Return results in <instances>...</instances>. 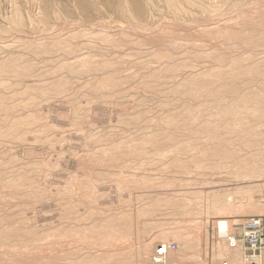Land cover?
I'll return each instance as SVG.
<instances>
[{
	"label": "rangeland",
	"instance_id": "rangeland-1",
	"mask_svg": "<svg viewBox=\"0 0 264 264\" xmlns=\"http://www.w3.org/2000/svg\"><path fill=\"white\" fill-rule=\"evenodd\" d=\"M8 1L9 0H0V20L2 19L0 21V32L2 31V33L0 34L3 35V37L2 35H0V62L8 58V56L10 57L11 54V56L20 54L18 56L25 55L26 58L29 57L28 60H31L35 68H33L34 70L32 69L31 74L25 76V78L18 77L16 76L17 74L13 73L7 74L6 76L4 75V77L0 78H5L4 80L9 82V84L5 86V88H2L0 86V97L2 98L1 95H7L8 97L10 96L9 98L7 96L5 98L3 97V99L9 100H6V107L3 106V109L2 107H0V128H3V130L8 129L7 127L13 123L16 117L25 118L27 116H35L37 114V120L40 121L37 122L38 125L37 123L33 125L34 127L32 126L30 128L28 126L29 128H25L26 130L21 129L25 131H21L22 133L20 132V136L21 134L22 136H18L19 139H17V137H13L14 139L11 137L9 138L11 140H9L8 137L0 136V161L3 162L2 164H0V172L2 174L0 179H2L3 182L8 179L14 180L15 178L26 179V176H29L27 177V180L30 179L29 182L27 181L26 183H23L19 186H8L6 184L0 183V222H8L9 225H11L16 230L19 228H22L24 230H33L35 232L36 238L31 242H24L20 244H3L2 242H0V264H76L75 260H77V258H83L87 255H92L96 258L104 255H115L113 262L115 264H170L171 262H173L172 264H178L180 263V261L178 259L177 261L175 260L177 256H179L180 258L182 257L181 260H184L187 257L186 262H188L186 264H190L191 261L194 262L195 260L196 261L193 264H220L223 260H229L227 257H222V259H217V257H215L217 244L221 243L223 240H225V238L232 234H235L239 237L243 231V228H241V226H243V224H245L248 219L253 217H262L264 219V184H262L264 183V124L257 125L259 127L255 129V133L257 132L258 134L257 144H254V148L252 146H250L251 148L249 147V150L253 149V151H259V153L254 155L252 159L262 164V170L254 175V177L252 175L250 179L254 180L257 178L261 187L251 186L252 184L249 185L250 183L243 184V182H241L243 181L242 178L240 179L241 181L238 180V178H240L239 174L241 173L236 174V167L232 165V158V160L226 159L224 161L223 159H221L223 162L218 159H212L211 162L209 161L210 163L215 161L220 162L219 164H214L216 165L214 166V169L208 167V165L210 164H207L208 160H205L204 158L207 154L211 153L210 151L215 149L214 147L217 145L214 146V144L220 143V145H223V143L222 141L218 142V140L209 141V138H207V135L204 132L198 133L195 130V132L192 131V135H190V133H186V131H184L185 129H174V132L181 135V137L184 139V143L189 142L192 145L195 143L193 146H191L192 151L190 150L191 152L189 151L190 153L188 155V152L183 153L182 155L180 154L182 159L181 163H179L180 161H174L175 163L178 162L176 164L173 162V160H175L174 156L176 155L173 153L176 152L174 151L175 147L172 146V144H165L166 146H161L162 149L160 147V151H155L154 146L150 144L151 148L149 147V150L147 149L146 155L142 154L141 156H136V158L138 157L136 159L135 157L131 158L130 156L122 153V156L119 154V157H121L120 159L118 158V160L114 162L111 160L105 161L108 162L107 164H104L105 162L102 164V161L97 159V156L95 155L103 154V150L105 151L104 154L108 152L110 153L109 149L112 150V148L110 147H113L111 145L113 144L115 146L125 138L128 139V141H131L136 138L139 139L140 136L142 137L144 134H157L160 138L166 136L169 133L170 128H168L167 125V128H165V125H162L163 119L166 117V115L167 117H170L173 112L179 113L183 106H185L186 103H189V101L191 100L185 94L181 93V95H183L181 96L180 93L176 92L178 87H180L182 84H184V82L186 83L190 79L188 73H190L191 75L192 72L194 74L205 69H208V71H216L217 67L218 69L221 68V70H227V72H229V70L232 68V61L236 60L235 58L238 57L244 59L245 65H247L246 63H248V65H251L253 63L256 65L263 63L261 65H264V46L253 47L246 44L245 46L244 43H237L236 41H234L233 43V40H227V38L221 39V37H214L215 35H217L215 33H219L220 35L223 34L222 32H225L227 30L247 32L250 30V28H248L244 24V22H247L249 20L257 21L258 19V21L260 23L263 22V24L261 25L257 21V30L255 29V33L263 34L264 0H222L223 3L221 0H211V4L215 6L222 3V7L224 8V10L220 13L221 15L217 14L215 16H211L209 12L206 13L197 7L191 6L192 8L189 7L190 12L178 18L173 17V15L167 10L164 0H151V2L153 1L155 9L153 7L152 9L147 7L146 9V6L148 4H146L145 2H147V0H137L141 5H143V7H145L146 10V15L143 16V20L141 19L142 21L140 22L137 20L128 19L126 17L124 18L120 14V12L118 11V7L120 4L119 0H86L85 5L81 3L82 0H54L56 2V5L52 0H37L39 3H37L36 0H29V2L28 0H24L26 3H21V1L23 0H19V4L22 5L23 3H25V5L31 3L30 6L29 4L27 5L28 7L23 5L24 10L25 12L29 10L28 12H26V14L34 13L35 16L33 14L31 16L36 18H39L37 16L41 12L43 13L40 14L41 16H43L46 12H52L53 9H51L52 7L49 6L50 3L52 4V2L54 4L52 6H54L55 8H59V10L57 9V11L60 12V9L62 10V16L58 18L54 16L56 19L53 17V15H49L54 19H51V22L49 21V23L47 24L48 26L45 25L46 23H37L38 26L35 27L34 25V28H32L33 26H27L24 28V30L22 29V31H17L9 23V17H11L13 13H11V11H13L11 6L14 7L15 5L12 4H15V2L11 0V2ZM19 1L17 0L16 2ZM32 4H34V6ZM42 4H44V8H42ZM46 5H48L51 10L49 9L48 11ZM39 7H41V10ZM30 10L32 13L30 12ZM244 17L247 20L243 19ZM212 30L215 32V35H212L213 37L211 35H208L206 32ZM110 39L112 41H110ZM32 42L38 44L42 43L44 45L57 42L59 46L61 45V47L57 48L58 50L54 49L50 52L48 51L43 53H36L35 55V53H31L29 50V46ZM71 46L73 47V49ZM216 55H218V59L221 57L222 60H218L216 58ZM82 57L89 58L96 64H100L102 60L108 62L109 67L111 66L110 69L108 68L109 73L111 74L115 73L119 76L124 74L125 76H127V74L129 73L131 76L128 75V78L126 77L128 82L125 79L126 83L123 82L120 87H116L117 89L113 88V90L111 89L112 91L105 90L104 93H100L98 91L95 92V88H93L92 86L95 87L94 84L96 77L99 78L100 75H104V73L107 74L106 72L108 71L98 70L96 71L97 73L91 71V74L89 72H82L81 74L79 72V74H77V72L62 69L61 67L66 61V63H68V61L73 62L76 59ZM94 59H96L97 61L95 60V62ZM186 63L188 64V66ZM179 65L184 69L182 70V67H180ZM177 66H179L178 68L180 69H177ZM160 68L162 70V73L164 72V78L162 77L163 82L161 81V79L159 80V84L157 83L158 80H154L155 78L153 76V73L160 71ZM174 69H176L177 71L175 72ZM167 71L168 73L165 77V72ZM171 71H173L174 73ZM260 75L264 76V71L258 73V77H256V79L259 80L255 79L252 87L254 88V90L257 88L256 90L258 91V93L262 94L264 90L261 83L263 81L261 80ZM65 76L69 79V82L72 80V82L68 83L69 85L66 86V88L68 89L65 88L62 91H59L60 93H57V95L56 93H54L55 95H43L42 97L40 96V99L37 97V100L39 99L38 102L36 99L33 100L34 102H36L35 104L30 100L25 101L29 99L28 97L33 96V94H30L27 97H22V94L21 96L19 94L23 93L22 90L27 89L29 86H31V84L37 88H42L44 86H48L51 81H58L62 79V77L66 78ZM150 78H152V81L155 82V88L151 87L147 89V87L145 86V82L149 81ZM225 78H228L226 79L227 82L230 81L229 75L225 76ZM80 80L81 82H79ZM17 92L18 94H16ZM31 92L34 93L33 91ZM10 98L13 99L11 100ZM21 100H24L25 103L31 102V104L28 103L27 107L25 103H21ZM9 104L15 108L13 110L9 109V112L11 114L7 112V107H10ZM23 104L26 105L24 108L22 107L24 106ZM197 104H199V102L196 103V107ZM20 105H22V109L21 107L19 108ZM4 109H6L7 111ZM15 110H17V112ZM2 111H4V114ZM134 111L135 113H133ZM137 118L140 119L137 120ZM124 120H127L128 122H126L125 125H123L125 123ZM130 120L135 122H132ZM131 124L134 125L132 126ZM44 125H46V127ZM43 126L46 131L42 129ZM188 126H193V124L189 123ZM39 130L41 131L39 134L40 137L37 135L39 133ZM42 131L44 134L42 133ZM171 132L172 131H170V133ZM23 133L25 134V136L23 135ZM135 133L137 134V137H135ZM221 134H224V136L226 137H231L230 135L235 136V134L231 132L223 133L221 131ZM87 135L89 138L87 137ZM35 136L37 137V139ZM110 136L111 138H109ZM190 136L193 137H191L190 139ZM92 137H95V139H93ZM53 139L55 140L53 141ZM57 139L60 141H58ZM126 139L124 141H127ZM211 142L215 143L212 144ZM148 145L149 144H147L146 147H148ZM205 146L207 147V149ZM107 147H109V149ZM193 147L195 148V150ZM234 147L241 148L242 153L245 154L248 151L247 147H242L241 142L240 144L234 145ZM98 151H100L101 153ZM168 151L170 152L168 153ZM193 151L196 152L194 155H196L197 158H194V155H192ZM197 151L199 153L204 152V154L207 152L208 153L205 155L201 154L200 156V154L197 155ZM163 153H166L168 155ZM183 155L184 157H182ZM124 156L127 157L125 158ZM170 156L173 158L170 159ZM191 158H194L192 160L199 159L201 163L206 162L207 165L205 163L200 165L199 162L198 166L197 163L194 164V161H192ZM97 160H99V163L97 162ZM183 160L189 162L190 165L187 164L189 167L185 164L188 162H184ZM182 161L184 163H182ZM225 161L228 162L226 163ZM172 162L174 164H172ZM224 163L229 165L224 167L223 165H226ZM177 164H180V166ZM191 164H194L195 166H192ZM183 165H186L185 167H188V169L184 168ZM204 165L207 166L209 171L205 169L206 166ZM99 166H101V168ZM176 166H178L180 169L178 167L176 168ZM202 166L204 167V171ZM219 166H223L224 168H219ZM201 167L202 169L200 170ZM167 168H169V171L167 170ZM190 168L192 169L190 170ZM218 169H222V171H219ZM212 171L214 173H212ZM181 173L184 174L179 175ZM22 175L26 176L22 177ZM166 176L169 177L167 178ZM203 176L206 178H204ZM236 176L238 178H236ZM207 177L210 179L214 178L219 180L217 184L222 185L221 188H231V191H235L234 197L231 198L232 207L228 206L231 204H228V207L226 205L217 208L213 207V205L211 204L212 201L210 199V196L207 193V190L209 189V184L205 182V180H209ZM129 178L131 180H129ZM142 178H144V180ZM132 179L136 182H133ZM163 180L167 184L164 183ZM220 181L221 183H219ZM141 182H143V184ZM234 182L235 184L233 185L232 183ZM174 183H176V185ZM154 184L157 186H155ZM147 186L150 188H148ZM167 186H173L172 189L174 191L171 189V187H169L168 189ZM187 186L191 187L187 188ZM204 186H206V188ZM233 186L235 188H233ZM145 187L148 189H146ZM174 187H177V192L175 191ZM203 187L205 189H203ZM161 191L162 194L164 193V196L166 195V197L163 198V200H158L161 201L160 205L155 204V202L157 201L156 198L158 197V194H161L159 193ZM138 193L142 196H140ZM172 193H174L175 195ZM176 193L179 196L176 195ZM162 194L160 195V198L163 197ZM170 196L171 199L169 198ZM179 197L180 200L182 198V202L178 200ZM185 198L188 199V201H184ZM165 199H169L171 203L168 200L165 201ZM174 199L175 201L177 200V203L175 202L176 204L171 201ZM153 201L155 202L153 203ZM162 201L166 203H163ZM152 203L153 207L157 205L156 208L151 207ZM162 203L165 205V207L169 204L170 208H165L164 205L161 206ZM181 203L189 204L188 207L191 205V208L189 207L190 209L187 207V205H185V207L188 209V212L187 210H185L186 208L183 206L184 204L181 205ZM172 204L175 205L171 206ZM147 205H150V207L148 206V208ZM256 206L258 207V209H256ZM158 207L160 208L158 209ZM173 208H175L176 210L179 208L178 211H181L185 208V211H183L188 213L189 215H187L186 213V215H183L184 213H180L181 215L172 214L175 210ZM148 209L152 210L149 211ZM142 210L143 212H141ZM145 210L148 212L145 213ZM130 213L132 214L133 219L128 218L131 217ZM190 213L192 214L190 215ZM113 214L115 216L122 215L121 221H125L121 223L123 226H126V224H128V227L130 225V227H133L139 223V226L137 225L138 228L135 227V229L132 228V230H130L131 228L129 227L130 234L137 231L133 237L129 233H124L123 235L121 234L122 232H120L119 234H117L119 231L117 233L111 231L113 232L112 234H110V231H105V233L103 232L104 234L100 236L101 233L98 232V222L100 223L102 222V220L105 221L107 218L114 216ZM161 215H163L162 218ZM184 216L185 220L183 219ZM154 217H157L159 219H155ZM169 218L171 219L169 220ZM130 219L133 220L135 224ZM235 219H238L240 221L238 227L237 225L236 227L235 225H232L233 220ZM136 220L138 222H136ZM149 220L152 222L151 224L157 223V225H153L154 227L152 225L148 226V223L150 222ZM161 222H163L164 224H162ZM94 223L96 230L92 229L94 227ZM158 223L160 224L159 227H157L159 225ZM151 226L153 228H151ZM164 226H166L167 229L173 228V230L177 226L178 230L183 234V236L175 238L172 234L168 236H165V234L163 235L162 230L166 229L163 228ZM88 227L90 228L89 230ZM70 228H73L74 230H71ZM75 228L78 230H76ZM80 228H83L84 230H81ZM79 230H81V232H79ZM92 230H94V232ZM95 231L96 233L98 232V234H96ZM138 233H141V235H139ZM160 233L162 234V236ZM142 235L143 237H140ZM157 239L159 240V242ZM162 240L164 242H162ZM185 240L192 244L190 245L191 248L190 246H187L185 244ZM175 242H178L176 244V249L168 250L164 253H159L157 251L158 246L164 244H175ZM181 244L187 246V249L184 250L185 248H183V245L181 246ZM145 245L149 246L150 248H155V254L149 257L147 260H144V263L142 261L137 262L138 249L141 246ZM188 247L191 250H188ZM189 251L191 252L189 253ZM187 253H189L190 255ZM162 255H165L166 257ZM188 255L190 256L189 258ZM161 256L164 259L161 260L160 263L157 261V258ZM146 261H148V263Z\"/></svg>",
	"mask_w": 264,
	"mask_h": 264
},
{
	"label": "bare ground",
	"instance_id": "bare-ground-1",
	"mask_svg": "<svg viewBox=\"0 0 264 264\" xmlns=\"http://www.w3.org/2000/svg\"><path fill=\"white\" fill-rule=\"evenodd\" d=\"M11 1H14L15 2V4H12V5H15L14 7L13 6H11V8H12V10L13 11H11V13H12V15H11V17H9L10 19H9V23L11 24V26L14 28V29H16L17 31L18 30H20V31H22V29L24 30V28L25 27H27V26H33L32 28H34V25H35V27L36 26H38L37 25V23H41V24H45L46 26H48L47 24L49 23V21L51 20V19H54L55 17H60V16H62V10L60 9V12L59 11H57V9L59 10V8L57 7V8H55L54 6H52V5H54L53 4V2H52V4L50 3V7H52L51 9H53V11L51 12H49V13H47L46 12V10H45V12L46 13H44V15L43 16H41L40 14L42 13L41 11V13H39V15L37 16V17H39V18H36V17H33V16H31L32 14L34 15V13H32L31 12V10H30V12L32 13V14H26V12H28V11H26L25 12V10H24V6L23 5H25V1L23 0V1H21V3L22 2H25V3H23V5L22 4H19L20 3V1L19 2H16L17 0H11ZM10 0L8 1V2H11ZM27 1V0H26ZM34 1V0H33ZM37 1V0H36ZM41 1V0H40ZM45 1V0H44ZM52 1H54V0H52ZM120 1V4H119V7H118V11L120 12V14L125 18H128V19H132V20H137V21H142L143 20V16L144 15H146L145 14V12H146V10H145V7H143V5H141L137 0H119ZM145 1V0H144ZM143 1V2H144ZM165 1V5H166V7H167V10L173 15V17H175V18H178V17H182L184 14H187L188 12H190V10H189V7L190 8H192L191 6H194V7H197V8H199L200 10H203L204 12H206V13H210V15L212 16V15H219L223 10H224V8L222 7V3H223V1H222V3L221 4H219V5H212L211 3V0H164ZM217 1V0H216ZM28 2H29V0H28ZM55 2V1H54ZM85 2H86V0H82V4H84L85 5ZM213 2H215V1H213ZM7 3V2H6ZM34 3V2H33ZM37 3H39L38 1H37ZM41 3V2H40ZM45 3H47V2H45ZM48 3V4H49ZM146 4H148L147 6H146V9H147V7L148 8H151L152 9V7L154 8V4H153V1L151 2V0H147V2H145ZM235 3V2H234ZM237 3V2H236ZM29 4V6H30V4L31 3H28ZM27 4V5H28ZM35 4V3H34ZM34 4H32L33 6H34ZM216 4V3H215ZM231 4V3H230ZM9 5V4H8ZM27 5H25V6H27ZM36 5V4H35ZM39 5V4H38ZM37 5V6H38ZM44 4H42V6H43ZM55 5H56V2H55ZM145 5V4H144ZM237 5V4H236ZM33 6H31V7H33ZM48 5H46V8L48 9V11H49V6L47 7ZM163 6V5H162ZM28 7V6H27ZM54 7V8H53ZM40 8V10H41V7H39ZM42 8H44V6L42 7ZM158 8V7H157ZM197 8H195V9H197ZM226 8V7H225ZM247 8V7H246ZM251 8V7H250ZM50 9V10H51ZM155 9V8H154ZM153 9V10H154ZM165 10V9H164ZM189 10V11H188ZM237 10V9H236ZM234 12V11H233ZM64 13V12H63ZM150 13V12H149ZM165 13V12H164ZM7 14V13H6ZM43 14V13H42ZM250 14V13H249ZM26 15H28V16H26ZM52 16L53 15V17L54 18H52V17H50V16ZM152 15V14H151ZM221 15V14H220ZM226 15V14H225ZM231 15V14H230ZM35 16V15H34ZM228 16V15H227ZM247 16H249V15H247ZM251 16V15H250ZM7 17V18H8ZM153 17V16H152ZM252 17V16H251ZM250 18V17H249ZM249 18H248V20H249ZM253 18V17H252ZM56 19V18H55ZM142 19V20H141ZM243 19H246L245 17L243 18ZM254 19V18H253ZM2 20V19H1ZM0 20V21H1ZM61 20V19H60ZM132 20H130V21H132ZM157 20H158V18H157ZM163 20V19H162ZM214 20V19H213ZM223 20V19H222ZM247 20V19H246ZM256 20V19H255ZM259 20V19H258ZM257 20V21H258ZM4 21V20H3ZM240 21V20H239ZM257 21H247V22H244V24L248 27V28H250V30L249 31H247V32H245L244 30V32H241V31H231V30H227V31H225V32H222L223 34H220L219 35V33H215L213 30L212 31H206L207 32V34L208 35H215V34H217V35H215L214 37H221V39L222 38H227V40H233L232 42L234 43V41H236L237 43H244V45L246 44V45H248V46H255V47H259V46H264V32H263V34L261 33V34H256L255 33V29H256V26H257ZM261 21H263V20H261ZM51 22V21H50ZM55 22V21H54ZM161 22V21H160ZM169 22V21H168ZM171 22V21H170ZM259 22V21H258ZM163 23V22H162ZM260 23V22H259ZM261 25L263 24V22H261L260 23ZM45 25H44V27H45ZM51 25V24H50ZM59 25V24H58ZM140 25H142V24H140ZM236 25V24H235ZM238 25V24H237ZM242 25V24H241ZM160 26V25H159ZM258 26H259V24H258ZM8 27V26H7ZM212 27V26H211ZM236 27V26H235ZM4 28V27H3ZM28 28H30V27H28ZM32 28H30V29H32ZM146 28H147V26H146ZM5 29V28H4ZM13 29V30H14ZM27 29V28H26ZM50 29V28H49ZM200 29V28H199ZM240 29H242V28H240ZM239 29V30H240ZM259 29V28H258ZM151 30V29H150ZM204 30V29H203ZM209 30V29H208ZM246 30V29H245ZM257 30V29H256ZM8 31H9V28H8ZM26 31V30H25ZM32 31V30H31ZM38 31V30H37ZM51 31V30H50ZM259 31V30H258ZM11 32V31H10ZM30 32V31H29ZM35 32V31H34ZM149 32V31H148ZM209 32V33H208ZM221 32V31H220ZM257 32V31H256ZM0 33H2V31L0 32ZM8 33V32H7ZM46 33H48V32H46ZM62 33V32H61ZM215 33V34H214ZM5 34V33H4ZM18 34V33H17ZM40 34V33H39ZM206 34V33H205ZM0 35H2V34H0ZM26 35V34H25ZM48 36V35H47ZM102 36V35H101ZM139 36V35H138ZM2 37H3V35H2ZM46 37V36H45ZM52 37V36H51ZM58 37V36H57ZM71 37V36H70ZM153 37V36H152ZM213 37V36H212ZM114 38V37H113ZM156 38V37H155ZM160 38V37H159ZM209 38V37H208ZM7 39V38H6ZM44 39V38H43ZM49 39V38H48ZM104 39H107V38H104ZM103 39V40H104ZM21 40V39H20ZM30 40V39H29ZM37 40V39H36ZM116 40V39H115ZM139 40V39H138ZM224 40V39H223ZM60 41V40H59ZM110 41H112L111 39H110ZM161 41V40H160ZM21 42V41H20ZM25 42V41H24ZM45 42V41H44ZM114 42V41H113ZM119 42V41H118ZM163 42V41H162ZM29 43V42H28ZM47 43V42H46ZM45 43V44H46ZM107 43H109V42H107ZM117 43V42H116ZM186 43V42H185ZM11 44V43H10ZM73 44V43H72ZM118 44V43H117ZM187 44H189V43H187ZM193 44V43H192ZM9 45V44H8ZM13 45V44H12ZM156 45H158V44H156ZM245 45V46H246ZM1 46V45H0ZM76 46V45H75ZM96 46V45H95ZM194 46V45H193ZM199 46V45H198ZM235 46V45H234ZM21 47V46H20ZM61 47V45L59 46V44L57 43V42H55V43H51V44H47V45H44V44H42V43H40V44H38V43H35V42H32L31 43V45L29 46V50H30V52L31 53H35V55H36V53H43V52H50L51 50H54V49H57V48H60ZM65 47V46H64ZM72 47V46H71ZM170 47V46H169ZM186 47V46H185ZM188 47V46H187ZM201 47V46H200ZM8 48V47H7ZM23 48H24V46H23ZM26 48H28V47H26ZM69 48V47H68ZM238 48V47H237ZM71 49V48H70ZM72 49H73V47H72ZM146 49V48H145ZM155 49V48H154ZM199 49V48H198ZM202 49V48H201ZM227 49V48H226ZM6 50V49H5ZM58 50V49H57ZM65 50V49H64ZM83 50V49H82ZM107 50V49H106ZM160 50V49H159ZM203 50V49H202ZM228 50V49H227ZM61 51V50H60ZM66 51V50H65ZM69 51V50H68ZM71 51V50H70ZM75 51V50H74ZM186 51V50H185ZM232 51V50H231ZM7 52V51H6ZM24 52V51H23ZM72 52V51H71ZM70 52V53H71ZM101 52V51H100ZM4 53V52H3ZM99 53V52H98ZM146 53V52H145ZM161 53V52H160ZM160 53H159V55H160ZM166 53V52H165ZM191 53V52H190ZM190 53H189V55H190ZM26 54V53H25ZM52 54V53H51ZM57 54H58V52H57ZM63 54V53H62ZM75 54V53H74ZM103 54V53H102ZM205 54V53H204ZM258 54V53H257ZM4 55V54H3ZM12 55V54H11ZM10 55V57L8 56V58H6L5 60H3L2 62H0V78L1 77H4V75L6 76L7 74H10V73H13V74H17L16 76H18V77H24L25 78V76H28V75H30L31 74V71H32V69L33 68H35L34 67V64L31 62V60H28V58H26L25 57V55L22 57V56H18V55H20V54H18V55H16V56H11ZM64 55V54H63ZM76 55V54H75ZM96 55V54H95ZM171 55V54H170ZM173 55V54H172ZM185 55V54H184ZM188 55V54H187ZM202 55V54H201ZM207 55H209V54H207ZM213 55V54H212ZM83 56V55H82ZM90 56V55H89ZM100 56V55H99ZM217 57V59H218V55H216ZM55 57V56H54ZM87 57V56H86ZM97 57V56H96ZM101 57V56H100ZM166 57H167V55H166ZM201 57V56H200ZM61 58V57H60ZM169 58V57H168ZM174 58V57H173ZM211 58V57H210ZM215 58V59H216ZM224 58V57H223ZM245 58V57H244ZM38 59V58H37ZM104 59V58H103ZM125 59V58H124ZM220 60H222L221 59V57L219 58ZM218 59V60H219ZM236 60H231L232 61V68L229 70V72H227V70L226 71H224V70H221V68L220 69H218V67H217V69H216V71L215 70H211V71H208V69L206 70H203V71H199V72H197V73H194L193 74V72H192V74L190 75V73H188L189 74V76H190V79L185 83L183 80V82H184V84H182L180 87H178L177 88V90H176V92H178V93H180V95H181V93L182 94H185L186 96H188V98L189 99H191L190 101H189V103L187 104L186 103V105L185 106H183V108L181 109V111H179V113L177 112V113H172L171 115H170V117L168 116L167 117V115H166V117H167V119H166V117L163 119V121H162V125H167L168 126V128H170V131H172L171 133H170V131H169V133L166 135V136H164L162 139L156 134V135H154V134H147V135H143L142 137L140 136V138L138 139V138H136V139H133V140H131V141H128V139H126L127 141H120L118 144H116L115 146L112 144H110L111 146H113V147H110V148H112V150H110L109 149V147H107L108 149H109V151H110V153L108 154V153H106V154H104V150H103V154H96L95 156H97V159H99L100 161H102V164L105 162V161H108V160H111V161H116V160H118V158L120 159L121 157H119V154L121 155L122 153L123 154H125V155H127V156H130L131 158L132 157H135L136 158V156H141L142 154L143 155H146V152H147V149L150 147L151 148V146H150V144L151 145H153L154 146V148H155V151H157V150H161L162 149V147L161 146H163V145H165V144H169V145H171L172 144V146H174L175 147V152L176 153H173V154H176L175 156H174V159L175 160H173V162L174 161H180L179 163H181V156H180V154L182 155L183 153H186V152H188L187 153V155L192 151L191 149V146H193L192 144H190L189 142V144L188 143H184L185 141H184V139L181 137V135H179V134H177L176 132H174L175 130L174 129H185L184 131H186V133H190V135H192L191 134V132L193 131V132H204L206 135H207V138H209V141H215V140H218V142H220V141H222V143H223V145H220V143L218 144H214V143H212V144H214V146L215 145H217V146H215L214 148V150H212V151H210V149H209V151L211 152H209L210 154H207L208 152V150L206 151L207 153H205V154H207L206 155V157L204 158L205 160H208L207 162V164H210V165H208V167H210L211 169H214V166H216V165H214V164H219V162L220 161H215V162H212V163H210L211 161H212V159H218V160H221V159H223V161L224 160H230L231 158L233 159H231L233 162H232V165L234 166V167H236V174H239V173H241V174H239V176H240V178H238L237 176H236V178H238V180H240L241 178H242V180L243 181H241V182H243V184H245V183H250L249 185H251V186H259V187H261L260 185H259V180L256 178V179H254V180H252V179H250L251 177H252V175H253V177H254V175H256L257 173H259L261 170H262V164L261 163H259V162H257V161H255V160H253L252 159V157L254 156V155H256V154H258L259 153V151L257 150V151H253V149H250L249 150V147L250 146H252L253 148H254V144H257V141H258V134H257V132L255 133V129L258 127L257 125L259 124V125H263L264 124V92L262 93V94H260V93H258V91L255 89L254 90V88L252 87V84H253V82L255 81V79H256V77H258V73H260V72H263L264 71V65H261V64H263V63H261V64H251V65H248V63H246L247 65H245V63H244V59L243 58H235ZM258 59V58H257ZM48 60V59H47ZM96 59H94V61H95ZM179 60V59H178ZM177 60V61H178ZM194 60H195V58H194ZM263 60V59H262ZM97 61V60H96ZM95 61V62H96ZM103 61V60H102ZM102 61H101V63H102ZM112 61V60H111ZM110 61V62H111ZM116 61V60H115ZM142 61V60H141ZM164 61V60H163ZM183 61V60H182ZM199 61V60H198ZM217 61V60H216ZM42 62V61H41ZM67 62V61H66ZM66 62H64V64H63V66H61L62 67V69H67V70H69V71H72V72H77V74H79V72H80V74L82 73V72H95V73H97L96 71H102V70H105V71H108V72H106L107 74H105L104 72V75H100V77L99 78H97L96 77V80H95V87L94 86H92L93 88H95V92L96 91H98V92H103L104 93V91L105 90H107V91H110L111 89L113 90V88H115V89H117L116 87H120L121 86V84L123 83V82H125L126 80H127V78H128V75H130L129 73L127 74V76H125L124 74H123V72H122V74L123 75H121V76H119V75H116L115 73L113 74H111V73H109V70H108V68L110 69L111 68V66L109 67V63L108 62H105V61H103V63L101 64H96V63H94V62H92V60L91 59H89V58H85V57H82V58H78V59H76L75 61H73V62H69L68 61V63H66ZM105 62V63H104ZM117 62V61H116ZM125 62V61H124ZM186 62V61H185ZM221 62V61H220ZM251 62H253V61H251ZM250 62V63H251ZM256 62V61H255ZM262 62V61H261ZM38 63V62H37ZM99 63V62H98ZM121 63V62H120ZM128 63V62H127ZM219 63V62H218ZM222 63V62H221ZM249 63V64H250ZM119 64V63H118ZM134 64V63H133ZM187 64V63H186ZM208 64V63H207ZM61 65V64H60ZM114 65V64H113ZM129 65H130V62H129ZM140 65V64H139ZM141 65H142V63H141ZM149 65V64H148ZM180 65H181V63H180ZM179 65V66H180ZM184 65V64H183ZM202 65V64H201ZM157 66V65H156ZM170 66V65H169ZM179 66H177V69H180V68H178ZM187 66H188V64H187ZM186 66V67H187ZM192 66V65H191ZM196 66V65H195ZM263 66V67H262ZM38 67V66H37ZM114 67V66H113ZM173 67V66H172ZM180 67H182V66H180ZM50 68V67H49ZM57 68V67H56ZM60 68V67H59ZM120 68V67H119ZM170 68V67H169ZM174 68V67H173ZM213 68H215V67H213ZM143 69V68H142ZM146 69V68H145ZM167 69V68H166ZM166 69H164V70H166ZM184 68L182 67V70H183ZM200 69V68H199ZM34 70V69H33ZM123 70V69H122ZM131 70V69H130ZM149 70V69H148ZM175 70V72L177 71L176 69H174ZM189 70V69H188ZM124 71V70H123ZM34 72V71H33ZM32 72V73H33ZM60 72V71H59ZM91 72V73H92ZM142 72V71H141ZM171 72H173V71H171ZM225 72H227V73H225ZM71 73V72H70ZM90 73V74H91ZM145 73V72H144ZM143 73V74H144ZM164 73V72H163ZM163 73H162V70H161V68H160V71H157V72H155V73H153V76H154V80H158V82L157 83H159V80L161 79V81L163 82V79H162V77H163ZM166 74H165V77H166V75H167V73H168V71L167 72H165ZM174 73V72H173ZM72 74V73H71ZM74 74V73H73ZM94 74V73H93ZM99 74H100V72H99ZM98 74V75H99ZM119 74V73H118ZM171 74V73H170ZM185 74V73H184ZM262 74V73H261ZM76 75V74H75ZM173 75V74H172ZM227 75H229V79H230V81L229 82H227V80L226 79H228V78H225V76H227ZM37 76V75H36ZM57 76V75H56ZM68 76V75H67ZM123 76H125V77H123ZM131 76V75H130ZM144 76H145V74H144ZM153 76H150V77H153ZM12 77V76H11ZM66 77V76H65ZM70 77V76H69ZM127 77V78H126ZM143 77V76H142ZM146 77V76H145ZM149 77V76H148ZM171 77V76H170ZM260 77H261V80L263 81V82H261L262 83V87H263V90H264V76L263 75H260ZM44 78V77H43ZM42 78V79H43ZM84 78V77H83ZM164 78V77H163ZM189 78V77H188ZM5 79V78H4ZM3 78L2 79H0V86L3 88H5V86H7L8 84H9V82L8 81H6V80H4ZM126 79V80H125ZM150 79H151V81H150ZM149 79V81H146L145 82V86L147 87V89H149V88H151V87H154L155 88V82L154 81H152L153 79L152 78H150ZM171 79V78H170ZM18 80V79H17ZM38 80H39V78H38ZM41 80V79H40ZM57 80V79H56ZM76 80V79H75ZM239 80H241V81H239ZM256 80H259V79H256ZM31 82V81H30ZM70 82H72V80L70 81ZM69 82V79L66 77V78H63L62 77V79H60V80H58V81H51L50 83H49V85L48 86H44V87H42L40 84V86L42 87V88H37V87H35V86H33L32 84H31V86H29L27 89H24V90H22L23 91V93H19L20 94V96H21V94H22V97H27L28 95H30V94H33V96H30V97H28L29 99L28 100H25V101H31V102H34L33 100H37V97L40 99V96L42 97L43 95L44 96H46V95H51V94H54V93H56V95H57V93H60L59 91H62L63 89H65L66 88V86H68L69 84L68 83H70ZM79 82H81V80L79 81ZM91 82V81H90ZM92 82H93V80H92ZM91 82V83H92ZM127 82H128V80H127ZM161 82V83H162ZM172 82V81H171ZM243 82V83H242ZM18 83V82H17ZM126 83V82H125ZM38 84V83H37ZM44 84V83H43ZM42 84V85H43ZM46 84V83H45ZM160 84V83H159ZM28 85H30V84H28ZM71 85V84H70ZM89 85V84H88ZM91 85H93V84H91ZM126 85V84H125ZM23 86V85H22ZM36 86H38V85H36ZM40 86H38V87H40ZM123 86V85H122ZM143 86V85H142ZM12 87V86H11ZM257 87V86H256ZM10 88V87H9ZM13 88V87H12ZM142 88H144V87H142ZM66 89H68V88H66ZM114 89V90H115ZM118 89H120V88H118ZM130 89H132V88H130ZM157 89V88H156ZM20 90V89H19ZM111 90V91H112ZM152 90V89H151ZM21 91V92H22ZM31 91H33L34 93H32ZM65 91V90H64ZM67 91V90H66ZM144 91V90H143ZM146 91V90H145ZM261 91V90H260ZM31 92V93H30ZM72 92V91H71ZM97 92V93H98ZM149 92V91H148ZM10 93V92H9ZM63 93V92H62ZM66 93V92H65ZM122 93V92H121ZM162 93V92H161ZM177 93V94H178ZM16 94H18V92L16 93ZM82 94V93H81ZM94 94H96V93H94ZM55 95V94H54ZM58 95H60V94H58ZM65 95V94H64ZM102 95V94H101ZM148 95V94H147ZM184 95V96H185ZM2 96V98L0 97V107H2V109H3V106H5L6 105V103H7V101L6 100H9V99H3V97L5 98L6 96L4 95H1ZM15 96V95H14ZM19 96V95H18ZM75 96V95H74ZM181 96H183V95H181ZM8 97V96H7ZM10 97V96H9ZM8 97V98H9ZM16 97H17V95H16ZM86 97H87V95H86ZM103 97V96H102ZM128 97V96H127ZM18 98H21V97H18ZM44 98V97H43ZM90 98V97H89ZM181 98V97H180ZM184 98V97H183ZM186 98V97H185ZM11 100L13 99V98H10ZM38 99V100H39ZM86 99V98H85ZM96 99V98H95ZM128 99V98H127ZM187 99V98H186ZM24 100L21 102V103H25L24 102ZM38 100H37V102H38ZM84 100V99H83ZM188 100V99H187ZM76 101V100H75ZM81 101V100H80ZM109 101V100H108ZM10 102H13V101H10ZM15 102H16V100H15ZM31 102H27V103H25L26 105H27V107H28V103H30L31 104ZM135 102V101H134ZM184 102H186V101H184ZM197 102H199V104H197V107H196V103ZM19 103V102H18ZM36 102H34V104H35ZM38 104V103H37ZM75 104H77V103H75ZM10 105V104H9ZM12 105H15V104H12ZM24 105V104H23ZM26 105H24V106H22V105H20L19 106V108L22 106L23 108L26 106ZM33 105V104H32ZM30 106V105H29ZM35 106V105H34ZM182 106V105H181ZM6 107V106H5ZM22 107H21V109H22ZM31 107V106H30ZM17 108V107H16ZM7 109H8V111L6 110V109H4V110H6L8 113H10L9 112V109H11V110H13V109H15L13 106H11L10 105V107L8 108L7 107ZM20 109V110H21ZM38 109V108H37ZM42 110V109H41ZM78 110V109H77ZM134 110H136V109H134ZM16 112H17V110H15ZM24 111V110H23ZM207 111V112H206ZM3 112V114H4V111H2ZM6 112V113H7ZM13 113V112H12ZM133 113H135V111L133 112ZM137 113V112H136ZM1 114V113H0ZM11 114V113H10ZM166 114V113H165ZM17 115V114H16ZM131 115V114H130ZM138 115V114H137ZM7 116V115H6ZM132 116V115H131ZM123 117V116H122ZM127 117V116H126ZM125 117V118H126ZM133 118V117H132ZM131 118V119H132ZM38 119V116H37V114L35 115V116H27V117H25V118H22V117H20V118H17L16 117V119L13 121V123L11 124L10 122V126H6L8 129H4L3 130V128H0V136L1 137H8V139L9 138H13V137H17V139H19L18 138V136H20V132L22 131V132H24L26 129V127L27 128H31L33 125H35L38 121H40V120H37ZM124 119V118H123ZM122 119V120H123ZM134 119V118H133ZM140 118H137V120H139ZM129 120V119H128ZM161 120V119H160ZM9 121V120H8ZM125 121V123L123 124V125H125L126 124V122H127V120H124ZM130 121H132V120H130ZM123 122V121H122ZM132 122H135V121H132ZM137 122V121H136ZM156 122V121H155ZM44 123V122H43ZM128 123V122H127ZM139 123V122H138ZM160 123V122H159ZM189 123H191V124H193V126H188L189 125ZM261 123V124H260ZM137 124V123H136ZM37 125H38V123H37ZM41 125V124H40ZM122 125V126H123ZM132 125V124H131ZM134 125V124H133ZM132 125V126H133ZM156 125V124H155ZM29 126V127H28ZM45 127H46V125H44ZM44 126H43V128L42 129H44L45 130V128H44ZM164 126V127H165ZM167 126L165 127V128H167ZM34 127V126H33ZM39 128V127H38ZM129 128H130V126H129ZM259 128V127H258ZM21 129H25L24 131L23 130H21ZM86 129V128H85ZM157 129V128H156ZM28 130H32V129H28ZM37 130V129H36ZM49 130V129H48ZM160 130H162V129H160ZM159 130V131H160ZM195 130V131H194ZM35 131V130H34ZM33 131V132H34ZM38 131V130H37ZM46 131V130H45ZM50 131V130H49ZM127 131V130H126ZM132 131V130H131ZM188 131V132H187ZM221 131L224 133V132H231V133H234L235 134V136H233V135H230L231 137H226V136H224V134L222 135L221 134ZM21 132V133H22ZM36 132V131H35ZM40 130H39V133L37 134V133H35V134H37L38 136H39V134H40ZM92 132V131H91ZM137 132V131H136ZM150 132V131H149ZM154 132V131H153ZM162 132V131H161ZM163 132H164V130H163ZM30 133V132H29ZM42 133H43V131H42ZM73 133V132H72ZM118 133V132H117ZM165 133H167V132H165ZM44 134V133H43ZM42 134V135H43ZM48 134V133H47ZM136 134V133H135ZM160 134V133H159ZM227 134V133H226ZM23 135L25 136V134L23 133ZM94 135V134H93ZM163 135V134H162ZM187 135V134H186ZM222 135V136H221ZM21 136H22V134H21ZM20 136V137H21ZM44 136V135H43ZM58 136V135H57ZM134 136V135H133ZM161 136V135H160ZM189 136V135H188ZM198 136V135H197ZM228 136V135H227ZM36 137V136H35ZM40 137V136H39ZM87 137H88V135H87ZM99 137V136H98ZM135 137H137V134H136V136ZM191 137H193V136H190V139H191ZM195 137V136H194ZM27 138V137H26ZM56 138V137H55ZM89 138V137H88ZM93 138V137H92ZM96 138H97V136H96ZM109 138H111V136L109 137ZM114 138V137H113ZM206 138V139H207ZM7 139V140H8ZM14 139V138H13ZM20 139H22V138H20ZM36 139H37V137H36ZM59 139H61V138H59ZM66 139H67V137H66ZM93 139H95V137L93 138ZM119 139V138H118ZM130 139V138H129ZM189 139V138H188ZM9 140H11V139H9ZM16 140V139H15ZM55 139H53V141H54ZM58 140V139H57ZM100 140V139H99ZM112 140V139H111ZM196 140H197V138H196ZM44 141V140H43ZM58 141H60V140H58ZM113 141V140H112ZM183 141V142H182ZM202 141V140H201ZM206 141V140H205ZM11 142V141H10ZM29 142V141H28ZM92 142V141H91ZM98 142V141H97ZM117 142V141H116ZM191 142V141H190ZM208 142V141H207ZM207 142H206V144H207ZM240 142L242 143V147L244 146V147H247L248 148V151H247V153L245 154V153H242V151H241V148H235L234 147V145H237V144H240ZM50 143V142H49ZM193 143V142H192ZM3 144V143H2ZM31 144V143H30ZM44 144V143H43ZM85 144V143H84ZM98 144V143H97ZM102 144V143H101ZM106 144V143H105ZM107 144H108V142H107ZM147 144H149L148 145V147H146V145ZM198 144V143H197ZM201 144V143H200ZM18 145V144H17ZM57 145V144H56ZM87 145V144H86ZM199 145V144H198ZM26 146V145H25ZM61 146V145H60ZM90 146V145H89ZM153 146H152V148H153ZM166 146V145H165ZM168 146V145H167ZM2 147V146H1ZM44 147V146H43ZM88 147V146H87ZM105 147V146H104ZM161 147V149H159ZM170 147V146H169ZM168 147V148H169ZM206 147V146H205ZM61 148V147H60ZM106 148V149H107ZM166 148V147H165ZM164 148V149H165ZM194 148V147H193ZM247 148H245V149H247ZM251 148V147H250ZM98 149V148H97ZM103 149V148H102ZM102 149H101V151H102ZM172 149V148H171ZM170 149V150H171ZM206 149H207V147H206ZM212 149H213V147H212ZM245 149H243V150H245ZM256 149V148H255ZM254 149V150H255ZM149 150V149H148ZM154 150V149H153ZM191 150V151H190ZM194 150H195V148H194ZM199 150V149H198ZM190 151V152H189ZM250 151V152H249ZM10 152V151H9ZM98 152H100V151H98ZM97 152V153H98ZM163 152V151H162ZM164 152H166V151H164ZM170 151H168V153H169ZM198 152V151H197ZM213 152V153H212ZM7 153V152H6ZM14 153V152H13ZM101 153V152H100ZM149 153V152H148ZM160 153V152H159ZM196 152L195 151H193V154L192 155H194ZM158 154V153H157ZM163 154H166V153H163ZM163 154H161V155H163ZM198 154H200V156H201V154H204V152L203 153H197V155ZM204 154V155H205ZM11 155V154H10ZM155 155H156V153H155ZM166 155H168V154H166ZM165 155V156H166ZM191 155V154H190ZM203 155V156H204ZM215 155V156H214ZM122 156V155H121ZM126 156V157H127ZM152 156V155H151ZM202 156V157H203ZM7 157V156H6ZM34 157V156H33ZM125 157V156H124ZM125 157V158H126ZM157 157V156H156ZM171 157V156H170ZM182 157H184V155L182 156ZM199 157V156H198ZM201 157V158H202ZM214 157V158H213ZM78 158V157H77ZM93 158V157H92ZM95 158V157H94ZM138 158V157H137ZM136 158V159H137ZM173 157H171L170 159H172ZM194 158H197L196 157V155H194ZM194 158H191V160L192 159H194ZM124 159V158H123ZM140 159V158H139ZM166 159H167V157H166ZM12 160V159H11ZM99 160H97V162L99 161ZM145 160V159H144ZM18 161H20V160H18ZM23 161V160H22ZM157 161V160H156ZM169 161V160H168ZM167 161V162H168ZM184 161V160H183ZM182 161V163H184V162H188V161H184L183 162ZM192 161H194V164L195 163H197V165H198V163L200 162V160L198 159H195V160H192ZM210 161V162H209ZM214 161V160H213ZM222 161V160H221ZM222 161V162H223ZM1 163L0 164H2L3 162L2 161H0ZM36 162V161H35ZM113 162H112V164H113ZM121 162V161H120ZM119 162V163H120ZM172 162V164H174ZM221 162V163H222ZM226 163L228 162V161H225ZM230 162V161H229ZM31 163V162H30ZM99 163V162H98ZM108 162H105L104 164H107ZM146 163V162H145ZM176 163H178V162H176ZM175 163V164H176ZM191 163H193V162H191ZM205 164H206V162H204ZM203 162L201 163L200 162V165H202V164H204ZM226 163H224V164H226ZM234 163V164H233ZM114 164H116V163H114ZM128 164V163H127ZM186 165L188 164V165H190L189 164V162L188 163H185ZM194 164H191L192 166L194 165ZM206 164V165H207ZM26 165V164H25ZM110 165V164H109ZM146 165V164H145ZM157 165H158V163H157ZM177 165H179L180 166V164H177ZM186 165H183L184 166V168H186V169H188V167H185ZM196 165V166H197ZM206 165H204V166H206ZM221 165V164H220ZM223 165V164H222ZM227 165H229V164H226V165H223L224 167L225 166H227ZM102 166V165H101ZM101 166H99L100 168H101ZM107 166V165H106ZM105 166V167H106ZM113 166V165H112ZM116 166H118V165H116ZM141 166V165H140ZM182 166V165H181ZM195 166V165H194ZM199 166V165H198ZM220 167L219 166V168H224V167ZM1 167V166H0ZM26 167V166H25ZM122 167V166H121ZM168 167V166H167ZM178 166H176V168H177ZM191 167V166H190ZM203 167V166H202ZM202 167L200 168V170L202 169ZM218 167V166H217ZM2 168H4V167H2ZM42 168V167H41ZM127 168V167H126ZM179 168V167H178ZM183 168V167H182ZM193 168V167H192ZM192 168H190V170L192 169ZM117 169V168H116ZM125 169V168H124ZM152 169V168H151ZM169 168H167V170H168ZM180 169V168H179ZM195 169V168H194ZM205 169H207L208 171H209V169L207 168V166H206V168ZM210 169V170H211ZM222 169H218L219 171L221 170L222 171ZM0 170H1V168H0ZM120 170V169H119ZM172 170V169H171ZM178 170V169H177ZM185 170V169H184ZM184 170H183V172H184ZM218 170H215V171H218ZM34 171V170H33ZM43 171V170H42ZM45 171V170H44ZM104 171V170H103ZM121 171V170H120ZM169 171V170H168ZM182 171V170H181ZM194 171V170H193ZM196 171V170H195ZM203 171H204V167H203ZM214 171V170H213ZM212 171V173H214ZM29 172V171H28ZM40 172V171H39ZM101 172V171H100ZM188 172H189V170H188ZM234 172V171H233ZM38 173V172H37ZM105 173H106V171H105ZM113 173V172H112ZM115 173V172H114ZM179 173V172H178ZM177 173V174H178ZM187 173V172H186ZM191 173V172H190ZM145 174V173H144ZM155 174V173H154ZM182 174H184V173H181V174H179V175H182ZM235 174V175H236ZM1 172H0V178H1ZM13 175V174H12ZM15 175V174H14ZM168 175V174H167ZM172 175H174V174H172ZM201 175V174H200ZM203 175H206V174H203ZM232 175V174H231ZM234 175V176H235ZM24 176H26V175H24ZM23 175H22V177H24ZM155 176V175H154ZM186 176V175H185ZM188 176V175H187ZM190 176V175H189ZM27 177H29V176H26V179L24 178H20V179H14V180H6L5 182H3V180L2 179H0V183H3V184H6V185H10V186H19V185H21V184H23V183H26L27 181L29 182V180H27ZM143 177V176H142ZM151 177V176H150ZM167 177V176H166ZM165 177V178H166ZM169 177V176H168ZM167 177V178H168ZM176 177V176H175ZM175 177H173V178H175ZM204 177V176H203ZM214 177V176H213ZM231 177V176H230ZM37 178V177H36ZM131 178V177H130ZM129 178V180H131ZM157 178V177H156ZM178 178V177H177ZM183 178V177H182ZM186 178V177H185ZM199 178H201V177H199ZM204 178H206V177H204ZM203 178V179H204ZM208 178V177H207ZM5 179V178H4ZM143 180H144V178H142ZM209 180H205V182H207V184H209V189L207 190V193H208V195L210 196V199H211V201H212V205H213V207H220V206H227L228 204H231V205H228V206H230V207H232V203H231V198L232 197H234V195H235V191H231L230 189L231 188H229V189H226V188H221V186L222 185H218L217 184V182L219 181V180H217V179H210V178H208ZM128 180V181H129ZM145 180H146V178H145ZM151 180V179H150ZM172 180V179H171ZM181 180V179H180ZM200 180V179H199ZM233 180H234V178H233ZM236 180V179H235ZM132 181L133 182H136V181H134L133 179H132ZM140 181H142V180H140ZM169 181V180H168ZM262 181V180H261ZM264 181V180H263ZM38 182V181H37ZM145 182V181H144ZM163 182H164V180H163ZM194 182V181H193ZM204 182V181H203ZM240 182V183H241ZM142 184H143V182H141ZM150 183V182H149ZM148 183V184H149ZM161 183V182H160ZM164 183H166V182H164ZM163 183V184H164ZM201 183V182H200ZM219 183H221V181L219 182ZM254 183V184H253ZM151 184V183H150ZM153 184V183H152ZM167 184V183H166ZM165 184V185H166ZM171 184V183H170ZM175 185H176V183H174ZM233 185L235 184V182L234 183H232ZM262 184H264V183H262ZM1 185V184H0ZM131 185V184H130ZM145 185V184H144ZM155 185V184H154ZM184 185V184H183ZM187 185H189V184H187ZM206 185V184H205ZM231 185V184H230ZM239 185V184H238ZM151 186V185H150ZM155 186H157V185H155ZM161 186V185H160ZM159 186V187H160ZM27 187V186H26ZM128 187V186H127ZM126 187V188H127ZM141 187H143V186H141ZM148 187V186H147ZM168 187V189H169V187H171V186H167ZM189 187H191V186H189ZM188 186H187V188H189ZM205 188H206V186H204ZM203 187V189H205ZM146 188V187H145ZM148 188H150V187H148ZM148 188H146V189H148ZM161 188H163V187H161ZM173 188V186L171 187V189ZM175 188V191H176V188L177 187H174ZM233 188H235L234 186H233ZM155 189V188H154ZM159 189V188H158ZM170 189V190H171ZM197 189H198V187H197ZM202 189V190H203ZM150 190V189H149ZM156 190V189H155ZM154 190V191H155ZM173 190V189H172ZM171 190V191H172ZM189 190V189H188ZM191 190V189H190ZM69 191V190H68ZM169 191V190H168ZM174 191V190H173ZM172 191V192H173ZM179 191V190H178ZM205 191V190H204ZM11 192H12V190H11ZM136 192V191H135ZM149 192V191H148ZM151 192V191H150ZM177 192V191H176ZM180 192V191H179ZM196 192V191H195ZM202 192V191H201ZM156 193H158V192H156ZM159 193H161L162 194V191L161 192H159ZM189 193H190V191H189ZM198 193V192H197ZM196 193V194H197ZM139 194V193H138ZM143 194V193H142ZM161 194H158V197L156 198L157 199V201L155 202V201H153V203L155 202V204H159L160 205V202L161 201H158V200H160V199H162L163 200V198H165L166 197V195L164 196L163 194V197L162 198H160V195ZM166 194V193H165ZM168 194H171V193H168ZM167 194V195H168ZM172 194H174V193H172ZM13 195V194H12ZM107 195V194H106ZM134 195V194H133ZM140 195V194H139ZM156 195V194H155ZM175 195V194H174ZM176 195H178L177 193H176ZM189 195V194H188ZM7 196H9V195H7ZM81 196V195H80ZM88 196V195H87ZM109 196V195H108ZM140 196H142V195H140ZM179 196V195H178ZM184 196V195H183ZM77 197V196H76ZM91 197V196H90ZM89 197V198H90ZM100 197V196H99ZM134 197V196H133ZM144 197V196H143ZM153 197V196H152ZM168 197V196H167ZM193 197H195V196H193ZM138 198V197H137ZM170 199H171V196L169 197ZM173 198V197H172ZM174 198H175V196H174ZM76 200V199H75ZM103 200V199H102ZM126 200V199H125ZM169 201L170 202V200L169 199H165V201ZM178 200H180V197L178 198ZM181 200H182V198H181ZM180 200V201H181ZM93 201V200H92ZM96 201V200H95ZM116 201V200H115ZM123 201V200H122ZM171 201H173L174 203L176 202L177 203V200L175 201V199L174 200H171ZM184 201H188V199H184ZM157 202H159V203H157ZM163 202V201H162ZM182 202V201H181ZM90 203V202H89ZM114 203V202H113ZM143 203V202H142ZM153 203L151 204V207L152 208H156V206H152L153 205ZM163 203H166V202H163ZM161 204V206H163L164 204ZM171 203V202H170ZM175 203V204H176ZM186 203V202H185ZM74 204V203H73ZM94 204V203H93ZM154 204V205H155ZM168 204V203H167ZM175 204H172L171 206H173V205H175ZM182 204H184V203H181V205ZM79 205V204H78ZM115 205V204H114ZM124 205V204H123ZM185 205H187V207H188V205L189 204H184L183 206L185 207ZM72 206V205H71ZM70 206V207H71ZM146 206V205H145ZM150 207V205H147V207ZM182 206V207H183ZM227 206V207H228ZM69 207V208H70ZM133 207V206H132ZM148 207V208H149ZM164 207H165V205H164ZM163 207V208H164ZM167 207H169V204L168 205H166V207L165 208H167ZM190 208H191V205L189 206ZM188 207V208H189ZM121 208V207H120ZM141 208V207H140ZM143 208H145V207H143ZM160 207H158V209H159ZM170 208V207H169ZM180 208V207H179ZM178 208V209H179ZM186 208V207H185ZM184 208V209H185ZM189 208V209H190ZM132 209V208H131ZM162 209V208H161ZM173 209H175V208H173ZM178 209L176 210H174V212L172 213V214H183V215H189L188 213H186V212H184L185 210H187V212H188V209L186 208L185 210L184 209H180L181 211H178ZM256 209H258V207L256 206ZM123 210V209H122ZM149 210V209H148ZM152 209H150L149 211H151ZM184 210V211H183ZM75 211V210H74ZM161 211V210H160ZM168 211V210H167ZM173 211V210H172ZM125 212V211H124ZM141 212H143V210L141 211ZM148 211H146L145 210V213H147ZM155 212V211H154ZM189 212H190V210H189ZM192 212H194V211H192ZM113 213H115V212H113ZM128 213V212H127ZM186 213V214H185ZM101 214V213H100ZM103 214V213H102ZM109 214V213H108ZM125 214V213H124ZM129 214V213H128ZM131 214V213H130ZM151 214V213H150ZM163 214V213H162ZM180 214V215H181ZM192 213H190V215H191ZM114 215V214H113ZM159 215H160V212H159ZM167 215V214H166ZM169 215V214H168ZM182 215V216H183ZM103 216V215H102ZM111 216V215H110ZM119 216H121V217H119ZM114 215V216H112V217H110V218H107L105 221H103L102 220V222H98V224H99V228H98V232H100L101 234H100V236L102 235V234H104L105 233V231H110V234H112L113 232H118L117 234H119L120 232H122L121 234H123L124 235V233H129V227L131 226H127L128 224H126V226H123L121 223H123V222H125V221H121V219H122V215ZM125 216V215H124ZM127 216V215H126ZM129 216V215H128ZM136 216H139V215H136ZM148 216V215H147ZM154 216V215H153ZM162 216L163 215H161V218H162ZM173 216V215H172ZM171 216V217H172ZM178 216V215H177ZM181 216V217H182ZM193 216V215H192ZM150 217H151V215H150ZM159 217V216H158ZM170 217V216H169ZM128 218H132V214H131V217H128ZM137 218V217H136ZM146 218V217H145ZM155 218V217H154ZM157 218V217H156ZM155 218V219H156ZM166 218V217H165ZM168 218V217H167ZM180 218V217H179ZM191 218V217H190ZM133 219V218H132ZM150 219V218H149ZM157 219H159V218H157ZM171 218H169V220H170ZM184 220H185V216H184V218H183ZM253 219H258L260 222H261V224L263 223V227H264V219L262 218V217H253V218H250V219H248L246 222H245V224H243V228H244V231H242V233H241V235L238 237V236H236L235 234L233 235H229L228 237L227 236H225V237H227V238H225V240H223L221 243H219V244H217V246H216V255H215V257H217V259L219 258H221L222 259V257H227L229 260H223L220 264H224V262L225 261H227V264H251V263H249L250 262V260L251 259H256L257 261H258V263L259 264H264V251H263V249L262 250H260V249H255V248H252V247H249L248 246V244H247V238H246V236L244 237V233H245V230H246V228H245V225L248 223V222H250L251 220H253ZM10 220V219H9ZM77 220V219H76ZM124 220V219H123ZM126 220V219H125ZM131 220V219H130ZM138 220V219H137ZM136 220V222H138ZM151 220V219H150ZM149 220V221H150ZM161 220V219H160ZM168 220V219H167ZM182 220V219H181ZM132 222H134L133 220H131ZM131 221H128V222H131ZM162 221V220H161ZM165 221V220H164ZM179 221V220H178ZM177 221V222H178ZM78 222V221H77ZM157 222V221H156ZM168 222V221H167ZM174 222V221H173ZM240 221L238 220V219H235V220H233V223H232V225H235V227H236V225H237V227H238V224H240L239 223ZM127 223V222H126ZM152 222L150 221L149 223H148V226H150V225H157V223L156 224H151ZM155 223V222H154ZM162 224H164L163 222H161ZM166 223V222H165ZM169 223V222H168ZM134 224H135V222H134ZM159 224V223H158ZM230 224V223H229ZM92 225V224H91ZM94 225V227H95V223L93 224ZM125 225V224H124ZM139 226V223L138 224H136V226H133V223H132V226L133 227H130L131 229L130 230H132V228H134L135 229V227H137L138 228V226ZM167 225H169V224H167ZM166 225V226H167ZM172 225V224H171ZM242 225V224H241ZM240 225V226H241ZM151 226V228H153ZM160 226V224L157 226V227H159ZM166 226H164L163 228H166ZM175 226V225H174ZM173 226V227H174ZM74 227H75V225H74ZM93 227V226H92ZM92 228V229H95L96 230V227L95 228ZM156 227V226H155ZM79 228V227H78ZM227 228V227H226ZM231 228H232V226H231ZM71 229V228H70ZM73 229V228H72ZM71 229V230H72ZM76 229V228H75ZM81 230H84L83 228H80ZM90 228L88 227V230H89ZM157 229V228H156ZM176 229V230H175ZM175 229L173 230V228L172 229H164V230H162L163 231V235L165 234V236L167 235H173V237H180V236H183V234L178 230V227L176 226L175 227ZM234 229V228H233ZM20 231V232H18V231ZM15 229V228H13L11 225H9V223L8 222H6V223H4V221H1L0 222V242H2L3 244H10V243H17V244H20V243H24V242H31V241H33L34 239H36L35 238V232L33 231V230H24V229H22V228H19V229ZM74 230V229H73ZM76 230H78V229H76ZM81 230H79V232H81ZM136 230H138V229H136ZM140 230V229H139ZM240 230V229H239ZM93 232H94V230H92ZM111 231H113V232H111ZM141 231H143V230H141ZM236 231H237V229H236ZM72 232V231H71ZM71 232H70V235H71ZM84 232V231H83ZM98 232L96 233V231H95V233L96 234H98ZM104 232V233H103ZM137 232V231H136ZM135 232V233H136ZM140 232V231H139ZM157 232V231H156ZM244 232V233H243ZM134 233V232H133ZM130 234V235H132V237L135 235V233L134 234ZM142 233V232H141ZM141 233L139 234V235H141ZM151 233V232H150ZM162 233V232H161ZM160 233V234H161ZM225 233V232H224ZM231 233V232H230ZM138 234H137V236H138ZM92 235V234H91ZM129 235V236H130ZM143 235H144V233H143ZM143 235L142 236H140V237H143ZM136 236V237H137ZM158 236V235H157ZM156 236V237H157ZM161 236H162V234H161ZM135 237V238H136ZM140 237H138V238H140ZM146 237V236H145ZM150 237H152V236H150ZM171 237V236H170ZM93 238V237H92ZM96 238V237H95ZM154 238V237H153ZM166 239V238H165ZM108 240V239H107ZM134 240V239H133ZM154 240V239H153ZM158 240V239H157ZM176 240V239H175ZM183 240V239H182ZM83 241V240H82ZM87 241V240H86ZM149 241V240H148ZM173 241V240H172ZM152 242V241H151ZM154 242V241H153ZM156 242V241H155ZM158 242H159V240H158ZM162 242H164L163 240H162ZM183 242V241H182ZM172 243V242H171ZM178 243V242H177ZM176 242H175V244H164V245H162V247H163V249H164V252H167L168 250H174V249H176L177 248V244ZM184 244V243H183ZM183 244H181V246L183 245ZM185 244L187 245V246H190V245H192L190 242H188V241H186L185 240ZM184 244V245H185ZM183 245V248H185L184 250H186L187 249V246H184ZM180 246V247H181ZM190 248H191V246H190ZM189 247H188V250H191ZM194 248V247H193ZM181 249V248H180ZM176 251V250H175ZM92 252V251H91ZM95 252V251H94ZM163 252V253H164ZM187 252V251H186ZM191 251H189V253H190ZM180 253V252H179ZM189 253H187V254H189ZM119 254V253H118ZM155 254V248H153V247H149V246H141L139 249H138V259H137V262L138 261H144V260H147L149 257H151L152 255H154ZM77 255V254H76ZM81 255V254H80ZM190 255V254H189ZM188 255V258L190 257ZM162 256H165V255H162ZM161 256V257H162ZM195 256V255H194ZM114 257H115V255H112V256H109V255H104V256H101V257H99V258H96V257H94V256H92V255H87L86 257H83V258H77V260H75L76 262V264H115V263H113L114 262ZM117 257V256H116ZM166 257V256H165ZM169 258V257H168ZM187 258V257H186ZM186 258L184 259V260H181L182 259V257L180 258L179 256H177L176 257V261H177V259L180 261V263L181 264H186L187 262H186ZM194 258V257H193ZM192 258V259H193ZM164 258L162 257V260H163ZM167 259V258H166ZM216 259V258H215ZM74 260V259H73ZM173 260H174V258H173ZM110 261V262H109ZM196 261V260H195ZM194 261V262H195ZM219 261V260H218ZM147 263H148V261H146ZM165 262V261H164ZM171 262V261H170ZM175 262V261H174ZM192 262V263H191ZM190 262V264H193L194 262L193 261H191ZM215 262V261H214ZM36 263V262H35ZM144 263V262H143ZM161 263V262H160ZM173 262H171L170 264H172ZM180 263H178V264H180ZM38 264V263H37ZM137 264H139V263H137ZM142 264V263H141ZM169 264V263H168Z\"/></svg>",
	"mask_w": 264,
	"mask_h": 264
},
{
	"label": "built area",
	"instance_id": "built-area-1",
	"mask_svg": "<svg viewBox=\"0 0 264 264\" xmlns=\"http://www.w3.org/2000/svg\"><path fill=\"white\" fill-rule=\"evenodd\" d=\"M241 228H243L241 226ZM245 233H244V237L246 236L247 238V244L249 247L255 248V249H260L264 251V227H263V223L261 224V222L258 219H253L250 222H248L245 225ZM244 231V228H243ZM157 251L159 253H163L164 249L162 247V245L157 247ZM162 260V257L157 258V261L160 262ZM251 264H259L258 261L256 259H251L250 262ZM224 264H227V261L224 262Z\"/></svg>",
	"mask_w": 264,
	"mask_h": 264
}]
</instances>
